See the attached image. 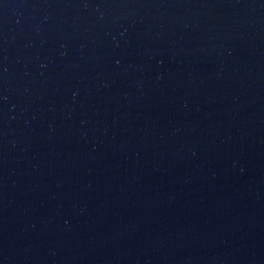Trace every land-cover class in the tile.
<instances>
[{
    "label": "water",
    "instance_id": "obj_1",
    "mask_svg": "<svg viewBox=\"0 0 264 264\" xmlns=\"http://www.w3.org/2000/svg\"><path fill=\"white\" fill-rule=\"evenodd\" d=\"M0 264H264V0H0Z\"/></svg>",
    "mask_w": 264,
    "mask_h": 264
}]
</instances>
